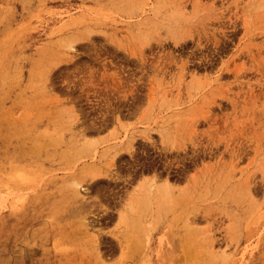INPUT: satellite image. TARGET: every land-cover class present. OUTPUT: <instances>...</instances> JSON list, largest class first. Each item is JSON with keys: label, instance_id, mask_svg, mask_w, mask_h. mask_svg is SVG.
Listing matches in <instances>:
<instances>
[{"label": "rangeland", "instance_id": "rangeland-1", "mask_svg": "<svg viewBox=\"0 0 264 264\" xmlns=\"http://www.w3.org/2000/svg\"><path fill=\"white\" fill-rule=\"evenodd\" d=\"M154 27L160 30L146 33L147 30H155ZM165 28L167 30L164 32ZM173 30L179 33H172ZM218 32L223 37L218 38ZM146 34L152 35L153 39L145 38ZM174 34L176 36L173 37ZM176 37H187L191 42L181 49L172 44ZM190 38L195 39L194 44ZM216 38L219 42L224 40V44L220 42L218 47ZM163 39L168 42L159 46V41ZM218 48L225 49V53L221 49L219 53ZM169 52L179 56L178 59L182 58V62L186 61L185 58L195 62H191L189 68L197 69L201 80L193 82L190 73L180 78L178 70L184 62L181 63L179 59L181 64L173 62L170 76L165 79L166 82L161 81L159 66L162 62L164 64L161 66L169 63L166 56ZM262 52L264 0H0V264H264ZM259 53L263 54L261 58L257 57ZM252 59L253 62H249ZM209 60L211 64L207 63ZM224 64L226 67H223ZM115 71L121 74L116 72L117 75ZM174 72L176 79L171 84ZM113 75L121 78V85L109 87L113 86L110 78L115 81ZM191 78L192 84L188 85ZM123 81L128 84L123 85ZM200 84L202 87H199ZM190 86L194 88V94ZM184 87L189 90L185 91ZM225 90H228V95ZM73 123L75 126L78 123L73 130H80V133L72 132V127H75ZM185 124L186 127H193L186 129ZM222 131L226 132L222 134ZM70 133L75 135L70 136ZM240 133L246 134L239 136ZM165 134L170 137L167 138ZM213 135L220 142L218 146L210 141ZM136 139L138 142L135 144ZM130 141L137 149L136 155L129 153ZM185 142L188 145L182 150L181 145ZM109 146L113 149L119 147L113 152L112 148L108 149ZM146 148L151 149L152 153L149 154ZM104 152L108 157L103 156ZM120 152L127 155L122 158ZM238 152L243 153L240 159L237 157L242 153ZM115 153L120 155L115 156ZM138 153L142 155L141 161ZM113 161L118 164L111 165ZM119 164L127 168L120 171ZM82 166L86 168L85 171ZM98 167L103 168L104 172ZM153 169H156L154 175ZM131 171L133 174L127 173ZM96 172L98 176L101 173L109 175L107 178L101 175L100 179L95 177ZM138 172L142 175H138ZM156 174L161 178L156 180L158 183L153 181ZM113 175L119 178L115 180ZM122 176L125 177L123 181ZM95 179L103 181L104 186L101 182L96 183L98 180ZM168 179L175 189L169 187L164 191L168 187L165 186L163 193L159 184L165 180V185ZM118 180L121 181L119 185L125 186L124 189L117 185ZM40 181H43L42 184ZM80 181L83 184H79ZM151 181L156 184L154 187H158V192L149 188ZM235 181L237 184H234ZM90 182L92 186H89ZM171 189L175 191L174 194ZM108 190L109 193L106 192ZM116 190L122 193L119 194L121 199L117 194L120 192ZM249 190L254 193L250 194ZM84 191L90 193L89 197L95 200L93 203L87 202L89 193ZM77 192L78 195L82 192V196L85 193L82 200L79 195L81 201L71 196L76 194L77 197ZM121 195L127 198L122 199ZM105 197L111 199L107 201ZM150 200L153 203L150 204ZM102 202L106 209L102 207ZM76 203L84 204L88 210L83 211L89 213H77L79 209ZM91 203H95V206L98 204L97 208ZM73 204L77 214L72 211L75 209ZM171 205L175 210H171ZM128 206L138 215L136 211H129ZM65 209H70L74 216L71 217ZM125 211L129 212L130 217ZM61 213H64V217ZM85 216L92 219H87L91 222L86 220L91 226L87 224V229L93 230L82 229L86 225L83 221ZM131 217L140 218L146 228H134L137 223L131 222ZM89 234L92 239L94 236L93 241L91 238L87 240ZM90 241H95V250Z\"/></svg>", "mask_w": 264, "mask_h": 264}, {"label": "bare ground", "instance_id": "bare-ground-1", "mask_svg": "<svg viewBox=\"0 0 264 264\" xmlns=\"http://www.w3.org/2000/svg\"><path fill=\"white\" fill-rule=\"evenodd\" d=\"M176 1H177V0H176ZM188 1H189V0H188ZM177 3H178V2H177ZM192 4H193V3H192ZM152 5H153V3H152ZM174 8H175V7H174ZM190 11H191V10H190ZM146 12H147V11H146ZM187 14H189V13H187ZM213 15H214V14H213ZM218 15L221 16V14H218ZM214 16H215V15H214ZM220 16H219V17H220ZM210 17H211V16H210ZM154 18H155V17H154ZM220 18H221V17H220ZM209 19H210V18H209ZM244 19H245V18H244ZM152 20H153V18H152ZM156 20H157V19H156ZM159 21H160V20H159ZM171 21H172V20H171ZM244 21L246 22V19H245ZM219 23H220V22H219ZM221 23H222V22H221ZM246 23H247V22H246ZM175 24H176V23H175ZM177 24H178V23H177ZM226 24H227V23H225V28H224V29H226ZM178 25H179V24H178ZM183 25H184V24H183ZM183 25H182V26H183ZM235 25H236V24H235ZM161 26H162V25H161ZM176 26H177V25H176ZM223 26H224V25H223ZM210 27H211V26H210ZM154 28H155V30H153V29L150 30V31L147 30L146 33H150V32H153V31H156V32H157L158 30H160L159 28H156V27H154ZM203 28H204V27H203ZM219 28H220V25H219ZM219 28H218V29H219ZM237 28H238V27H237ZM204 29H206V28H204ZM207 29L209 30V27H208ZM207 29H206V30H207ZM139 30H140V29H139ZM161 30H163V29H161ZM165 30H167V28L164 29V32H165ZM192 30H193V29H192ZM211 30H212V29H210L209 31H211ZM246 30H247V29H245V33L247 32ZM248 30H250V29H248ZM180 31H181V29H180ZM194 31H196V30L194 29ZM203 31H204V30H203ZM203 31H202V32H203ZM213 31H214V30H213ZM160 32H161V31H160ZM196 32H197V31H196ZM214 32L216 33V31H214ZM214 32H213V34H214ZM172 33L178 34L179 32H178L177 30H173ZM187 33H188V32H187ZM203 33H204V32H203ZM203 33H202V34H203ZM211 33H212V32H210L209 34H211ZM225 33H226V31H225ZM162 34H163V31H162ZM175 34L173 35V37L176 36ZM218 34H219V32L216 34L217 37L219 36ZM246 34H247V33H246ZM165 35H167V33H166ZM188 35H190V34H188ZM188 35H187V36H188ZM204 35H206V34L204 33ZM221 35H222V36H219V37H223V34H221ZM247 35H248V34H247ZM252 35H253V34H252ZM198 36H199V35H198ZM198 36H197V40L199 41ZM228 36H229V35H228ZM228 36H227V37H228ZM253 36H254V35H253ZM144 37L147 38V39H151V38H152V35H147V34H146ZM169 37H170V36H169ZM210 37H211V35H210ZM219 37H218V38H219ZM224 37L226 38V36H224ZM245 37H246V36H245ZM249 37H250V36H249ZM176 38H177V37H176ZM205 38H206V36L202 38V41H203V39H205ZM208 38H209V37H208ZM208 38H207V40H208ZM211 38H215V37H211ZM211 38H210V40H211ZM225 38H224V39H225ZM228 38H229V37H228ZM152 39H153V38H152ZM152 39H151V40H152ZM168 39H170V38H168ZM221 39H222V38H221ZM248 39H250V38H248ZM171 40H172V39H171ZM189 40H192V41H193L192 43L194 44V40H195V39L193 40V38H190ZM214 40H215V39H214ZM214 40H213V41H214ZM222 40H223V39H222ZM225 40H226V39H225ZM211 41H212V40H211ZM211 41H210V42H211ZM226 41H227V40H226ZM148 42H149V41H148ZM152 42H153V41H152ZM164 42H165V43H164ZM167 42H168L167 39L160 40V41H159V46H160V45H165ZM187 42H189L188 39H187V37H186V38H180V39L177 38V39H175V40L172 42V44H174L176 47H180L181 49H183L184 47L187 46ZM190 42H191V41H190ZM190 42H189V43H190ZM208 42H209V40H208ZM208 42H207V43H208ZM215 42L217 43V46L220 47L218 44L221 45V43H223L224 40H223L222 42H221V40H220V42H221V43H220L219 40L216 38V41H215ZM192 43H191V44H192ZM203 43H204V42H203ZM226 43H227V42H226ZM240 43H241V41H240ZM243 43H245V42H243ZM144 44H146V42H145ZM147 44H148V43H147ZM172 44H170L171 47H173ZM196 44H197V43H196ZM204 44H205V43H204ZM208 44H209V43H208ZM208 44H207V45H208ZM211 44L214 46L215 43L212 42ZM223 44H224V43H223ZM205 45H206V44H205ZM149 46H151V44H150ZM153 46H154V45H153ZM157 46H158V45H157ZM195 46H196V45H195ZM195 46H194V47H195ZM197 46H198V45H197ZM208 46H209V45H208ZM217 46H215L216 49H217ZM223 46H224V45H222V48H223ZM226 46H227V45H226ZM73 47H74V46H72L71 48H73ZM154 47H156V46H154ZM176 47H174V49H175ZM199 47H200V46H199ZM202 47H203V46H202ZM244 47H245V46H244ZM74 48H75V47H74ZM166 48H167V47H166ZM190 48H191V46H190ZM195 48H196V47H195ZM211 48H212V47H211ZM242 48H243V47H242ZM155 49H156V48H155ZM157 49H158V48H157ZM161 49H163V48H161ZM178 49H179V48H178ZM187 49H189V48H187ZM193 49H194V48H193ZM200 49H201V48H200ZM205 49H207V48H205ZM212 49H213V48H212ZM220 49H221V48H220ZM220 49L218 48L219 53H221V52H223V51L225 50V49H221L222 51L220 52ZM226 49H227V48H226ZM73 50H74V49H73ZM159 50H160V49H158V51H159ZM164 50H165V49H164ZM166 50H167V49H166ZM175 50H176V49H175ZM191 50H192V49H191ZM208 50H211V49H208ZM208 50H207V51H208ZM214 50H215V49H214ZM214 50H213V51H214ZM146 51H147V50H146ZM153 51H154V50H153ZM158 51L156 50V52H158ZM160 51L163 53V50H160ZM167 51H168V50H167ZM178 51H179V50H178ZM182 51H183V50H182ZM182 51H181V52H182ZM188 51H189V50H188ZM237 51H238V50H237ZM240 51H241V50H240ZM240 51H239V52H240ZM192 52H193V51H192ZM192 52H189V53L187 52V53H188V54H190V53L192 54ZM197 52H198V50H197ZM204 52H205V51H204ZM210 52H211V51H210ZM214 52H215V51H214ZM216 52H217V50H216ZM151 53H152V50H151ZM154 53H155V52H154ZM159 53H160V52H159ZM162 53H160V56H161ZM164 53L166 54V52H164ZM177 53H178V52H177ZM185 53H186V52H185ZM211 53H212V52H211ZM224 53H225V51H224ZM262 53H264V52H262ZM262 53H261V54L259 53L260 56H257V57H258V58H261V55H263ZM155 54H156V53H155ZM180 54H181V53H180ZM188 54H187V55H188ZM207 54H208V53H207ZM207 54H204V56L207 55ZM212 54H213V53H212ZM214 54H217V53H214ZM152 55H153V54H152ZM158 55H159V54H158ZM153 56H154V55H153ZM155 56H157V55H155ZM166 56H167V58H168V62H169V63H168V64H165V65H163V66H161L162 64H164V63L162 62V64H160V66H159V68H160L159 71L161 72L162 78H164V80L161 78V79H160L161 81H165V79H166L167 77L170 76V74H171V73H170V72H171V69H170L171 66H170V65H171V64H175V63H173V62H176V63H177L179 59L181 60V61L179 60L181 63L184 62V61L182 62V58H179V59H178L177 57H179V56L175 55V53H173V52H169ZM188 56H189V55H188ZM188 56H187V57H188ZM190 56L192 57L193 55H190ZM211 56H212V55H211ZM211 56H209V57H211ZM214 56H215V55H214ZM250 56H251V55H250ZM180 57H181V56H180ZM194 57H196V55H195ZM197 57H198V56H197ZM206 57H208V56H206ZM157 58L159 59L158 56H157ZM157 58H156L155 60H158ZM165 58H166V57H164V59H165ZM188 58H189V57H188ZM204 58H205V57H204ZM245 58H246V57H245ZM164 59H163V61H164ZM183 59H184V57H183ZM189 59H190V58H189ZM189 59L185 58L186 61L181 65L180 70H178V71H180V73H179V74H180V75H179L180 78H185V77L190 73V74L192 75L193 82H194L195 80H201V78H200V75H201V74H200V75L198 74L197 69H196V70L194 69L195 71L191 69V70L193 71V72L191 73V70H190V68H189V67H190V64H192V63L195 64V62H192V61H191V62H192V63H191ZM196 59H197V58H196ZM208 59H209V58H208ZM211 59H213V58H211ZM242 59H244V57H243ZM246 59H247V58H246ZM202 60H203V59H202ZM206 60H207V59H206ZM249 60H250V59H249ZM194 61H195V60H194ZM209 61H210V60H209ZM216 61H217V60H216ZM257 61H258V60H257ZM112 62L114 63V61H112ZM203 62H204V60H203ZM214 62H215V61H214ZM249 62H253V59H252V61H249ZM178 63H179V62H178ZM181 63H179V64H181ZM201 63H202V62H201ZM201 63H199V64H201ZM207 63H210V64H211V61H210V62H207ZM225 63H226V61H225ZM262 63H263V62H262ZM111 64H112V63H111ZM115 64H116V63H114V66H116ZM145 64H146V63H145ZM156 64H157V63H156ZM156 64H155V66H156ZM197 64H198V63H197ZM197 64H196V65H197ZM240 64H241V63H240ZM112 65H113V64H112ZM158 65H159V64H158ZM207 65H209V64H207ZM250 65H252V64H250ZM257 65H258V64H257ZM117 66H118V65H117ZM173 66H174V65H172V67H173ZM191 66H192V65H191ZM197 66H198V65H197ZM197 66H196V67L194 66V68H197ZM209 66H210V65H209ZM213 66H215V64H213ZM234 66H235V64H234ZM255 66H256V64H255ZM118 67H120V66H118ZM118 67H116V68H118ZM153 67H154V65H153ZM153 67H152V68H153ZM175 67H177V66H175ZM198 67H201V65H199ZM206 67H208V66H206ZM223 67H226L225 64H224ZM154 68H155V67H154ZM159 68H158V69H159ZM192 68H193V66H192ZM237 68L239 69L240 67H237ZM261 68H262V67H261ZM261 68H260V69H261ZM263 68H264V66H263ZM161 69H162L163 72L161 71ZM238 69H237V70H238ZM252 69H253V68H252ZM153 70H154V69H153ZM189 70H190V71H189ZM262 70H263V69H262ZM159 71H158V72H159ZM178 71H177V72H178ZM223 71H224V69H223ZM116 72H118V71H115L114 73H116ZM155 72H156V71H155ZM233 72H234V71H233ZM235 72H236V71H235ZM258 72H259V71H258ZM114 73H113V74H114ZM118 73H119V72H118ZM169 73H170V74H169ZM106 74H108V73H106ZM116 74H117V73H116ZM119 74H121V73H119ZM119 74H117V75H119ZM133 74H134V72H133ZM154 74H155V73H154ZM154 74H153V75H154ZM176 74H177V73H176ZM190 74H189V75H190ZM101 75H102V74H101ZM117 75H115L116 77L113 75V76H114L113 78H115V81H112L113 79L110 78V79H111V82H110V83L113 82V86L110 85L109 87H114L115 84H116L117 86H118V85H121V80H120L121 78H119V76H117ZM122 75H124V74L122 73ZM150 75H152V74H150ZM157 75H158V73H157ZM189 75H188V76H189ZM204 75H205V74H203V76H204ZM208 75H209V74H208ZM241 75H242V74H241ZM241 75H239V77H241ZM253 75H254V74H253ZM148 76H149V75H148ZM158 76H159V75H158ZM158 76H157V77H158ZM171 76H173V77H172L173 80H172V83H171V84H173V82H175L174 79H176V77H175V72H174L173 75H171ZM210 76H211V75H210ZM226 76H227V75H226ZM242 76H243V75H242ZM90 77H92V76H90ZM121 77H123V76H121ZM149 77H150V76H149ZM157 77H156V78H157ZM160 77H161V76H160ZM190 77H191V76H190ZM220 77H221V76H220ZM152 78H153V77H152ZM172 78H171V79H172ZM192 78H191L190 83H189V79H188V85H191V84H192ZM204 78H205V77H204ZM204 78H203V79H204ZM90 79H91V78H89V80H90ZM122 79H123V78H122ZM128 79H129V78H128ZM130 79H131V78H130ZM138 79H139V78H138ZM150 79H151V77H150ZM150 79L148 78V80H150ZM168 79H169V78H168ZM178 79H179V77H178ZM211 79H212V78H211ZM220 79H221V78H220ZM220 79H218L217 81H219ZM85 80H86V79H85ZM107 80H108V79H107ZM125 80H126V79H125ZM158 80H159V78H158ZM221 80H222V79H221ZM221 80H220V81H221ZM237 80H238V79H237ZM90 81H92V80H90ZM90 81H88V82H90ZM105 81H106V80H105ZM178 81H179V80H178ZM50 82H51V81H50ZM86 82H87V81H86ZM108 82H109V81H108ZM114 82H115V83H114ZM149 82H150V81H149ZM158 82H159V81H158ZM165 82H166V81H165ZM169 82H170V80H169ZM110 83H109V84H110ZM129 83H131V80H129ZM150 83H151V82H150ZM208 83H211V82H208ZM260 83H261V82H260ZM107 84H108V83H107ZM125 84L127 85L128 82L125 83ZM125 84H124V81H123V85H125ZM153 84H154V83H153ZM163 84H164V82H163ZM174 84H175V83H174ZM182 84H183V83H182ZM184 84H185V83H184ZM184 84H183V85H184ZM50 85H52V84L50 83ZM165 85H168V83H166ZM165 85H164V86H165ZM179 85H180V84H179ZM185 85H186V84H185ZM200 85H201V86H199V87H202V84H200ZM210 85H212V84H210ZM232 85H233V84H232ZM106 86H107V85H106ZM130 86L132 87L131 84H130ZM151 86H152V85H151ZM170 86H171V85H170ZM186 86H187V85H186ZM212 86H214V85H212ZM229 86H230V88H231V85H229ZM252 86H253V85H252ZM261 86H262V85H261ZM121 87H122V86H121ZM124 87H125V86H124ZM126 87H127V86H126ZM131 87H130V89H132ZM190 87H191V86H190ZM190 87H189V88H190ZM216 87H217V86H216ZM225 87H226V86H225ZM237 87H238V86H237ZM245 87H246V86H245ZM152 88H153V87H152ZM152 88H151V89H152ZM167 88H168V87H167ZM178 88H179V87H178ZM184 88H185V87H184ZM187 88H188V86H187ZM212 88H213V87H212ZM217 88H218V87H217ZM262 88H263V87H262ZM105 89H106V88H105ZM113 89H115V88H113ZM125 89H129V87H128V88H125ZM185 89H186V88H185ZM190 89H192V87H191ZM236 89H237V88H236ZM238 89H239V88H238ZM240 89H241V88H240ZM115 90H116V89H115ZM117 90H118V89H117ZM169 90H170V89H169ZM182 90H183V89H182ZM188 90H189V89H186L185 91H188ZM120 91H122V90H120ZM120 91H119V92H120ZM125 91H126V90H125ZM125 91H123V92H121V93H124ZM133 91H134V90H133ZM167 91H168V90H167ZM192 91H193L192 94H194V88L192 89ZM192 91H191V92H192ZM225 91H226V90H225ZM227 91H228V90H227ZM227 91H226V95H228V94H227ZM129 92H130V91H129ZM131 92H132V91H131ZM131 92H130V93H131ZM211 92H212V91H211ZM218 92H219V91H218ZM223 92H224V91H223ZM256 92H257V91H256ZM261 92H263V96H264V91L262 90ZM126 93H127V92H126ZM132 93H133V92H132ZM134 93H135V92H134ZM175 93H176V92H175ZM215 93H216V92H215ZM215 93H214V94H215ZM219 93H220V92H219ZM228 93H229V92H228ZM259 93H260V92H259ZM127 94H128V93H127ZM186 94H187V92H186ZM212 94H213V93H212ZM246 94H247V93H246ZM249 94H251V93L249 92ZM166 95H167V94H165V96H166ZM172 95H173V94H172ZM179 95H180V94H179ZM187 95H188V94H187ZM210 95H211V94H210ZM215 95H216V94H215ZM233 95H234V94H233ZM261 95H262V94H261ZM169 96H171V95H169ZM173 96L175 97V95H173ZM221 96H222V95H221ZM258 96H259V95H258ZM263 96H262V97H263ZM125 97H126V95H125ZM185 97L187 98V96H185ZM248 97H250V95H248ZM121 98H122V97H121ZM166 98L168 99V97H166ZM172 98H173V97H172ZM178 98H179V97H178ZM178 98H177V99H178ZM186 98H183V99H186ZM253 98H254V96H253ZM260 98H261V97H260ZM217 99H218V98H217ZM249 99H250V98H249ZM108 100H109V99H108ZM209 100H211V99L209 98ZM219 100H222V99H219ZM250 100H251V99H250ZM261 100H262V99H261ZM109 101H110V100H109ZM165 101H166V100H165ZM168 101H169V100H168ZM259 101H260V99H259ZM111 102H112V101H111ZM111 102H109V103H111ZM133 102H134V101H133ZM131 103H132V102H131ZM258 103H259V102H258ZM258 103H257V104H258ZM135 104H136V103H135ZM245 104H246V103H245ZM122 105H123V104H122ZM125 105H126V104H125ZM128 105H129V104H128ZM131 105H132V104H131ZM131 105H130V107H131ZM241 105H242V104L240 103V106H241ZM249 105H250V104H249ZM251 105H252V103H251ZM237 106H238V105H237ZM74 107H75V106H74ZM136 107H137V105H136ZM260 107H261V106H260ZM262 107H263V106H262ZM96 108H97V107H96ZM99 108H100V111H101V107H99ZM116 108H118V107H116ZM125 108H126V106H125ZM213 108H216V106L213 107ZM239 108H240V107H239ZM102 109H103V107H102ZM129 109H130V108H129ZM129 109H128V110H129ZM201 109H202V108H201ZM243 109H244V108H243ZM257 109H258V108H257ZM72 110H73V111H72ZM72 110H71L72 112H75L74 109H72ZM83 110H84V109H83ZM105 110H106V108H105ZM131 110H132V108H131ZM137 110H138V109H137ZM189 110H190V109H189ZM68 111H69V110H68ZM68 111H65V113H67ZM103 111H104V110H103ZM106 111L108 112V109H107ZM54 112H55V111H54ZM225 112H226V111H225ZM69 113H70V112H69ZM75 113H76V112H75ZM102 113H103V112H102ZM192 113H193V112H192ZM207 113H208V112H207ZM229 113H230V112H229ZM233 113H234V112H233ZM233 113H232V114H233ZM70 114H72V113H70ZM77 114H79V112H78ZM81 114H82V113H81ZM105 114H107V113H105ZM208 114H209V113H208ZM221 115H222V114H221ZM259 115H260V114H259ZM70 116H71V115H70ZM74 116H75V115H74ZM106 116H107V115H106ZM181 116H182V114H181ZM244 116H245V115H244ZM246 116H247V115H246ZM251 116H253V115H251ZM256 116H257V115H256ZM261 116H262V115H261ZM94 117H95V116H94ZM98 117H99V116H98ZM263 117H264V116H263ZM263 117H262V118H263ZM92 118H93V117H92ZM45 119H46V118H45ZM73 119H74V118H73ZM258 119H260V118H258ZM93 120H94V118L92 119V121H93ZM98 120H99V119H98ZM104 120H105V119H104ZM108 120H109V119H108ZM222 120H223V119H222ZM222 120H221V121H222ZM229 120H230V119H229ZM231 120H232V119H231ZM245 120H246V119H245ZM43 121H44V120H43ZM79 121H80V120H78V122H79ZM95 121H96V119H95ZM196 121H197V120H196ZM223 121H224V120H223ZM223 121H222V123H223ZM257 121H259V120H257ZM260 121H261V120H260ZM41 122H42V121H41ZM102 122H103V121H101V123H102ZM106 122L108 123V121H106ZM120 122H121V121H120ZM194 122H195V121H194ZM212 122H213V121H212ZM9 123H11V122H9ZM118 123H119V122H118ZM257 123H258V122H257ZM12 124H13V123H12ZM14 124H15V123H14ZM81 124H82V123H81ZM86 124H87V122H86ZM95 124H96V123H95ZM122 124H125V123H122ZM126 124H127V123H126ZM178 124H179V123H178ZM216 124H217V123H216ZM216 124H215V125H216ZM73 125L75 126V123H73ZM73 125H72V126H73ZM77 125H78V123L76 124V126H77ZM79 125H80V124H79ZM118 125H119V124H118ZM180 125H181V122H180ZM190 125H191V124H190ZM69 126H70V125H69ZM76 126H75V127H72V132H76V131L73 130V128H77ZM81 126H82V125H81ZM102 126H103V124H102ZM106 126H107V124H106ZM122 126H124V125H122ZM127 126H128V125H127ZM98 127H99V125H98ZM107 127H108V126H107ZM185 127H186V124H185ZM188 127H191V126H188ZM188 127H186V129H187ZM192 127H193V126H192ZM192 127H191V128H192ZM246 127H247V126H246ZM82 128H84V127L82 126ZM86 128H87V126H86ZM123 128H124V127H123ZM125 128H128V127H126V125H125ZM221 128L223 129L224 127H221ZM79 129H80V128H79ZM103 129H104V127H103ZM105 129H106V127H105ZM117 129H118V128H117ZM147 129H148V128H147ZM149 129H151V127H149ZM149 129H148V130H149ZM177 129H178V128H177ZM225 129H226V128H224L223 130H225ZM76 130L78 131V129H76ZM82 130H83V129H82ZM123 130H126V129H123ZM139 130H140V129H139ZM144 130H145V129H144ZM188 130H189V129H188ZM213 130H214V132H215V129H214V128H213ZM226 130H227V129H226ZM235 130H236V129H235ZM142 131H143V130H142ZM146 131H147V130H146ZM178 131H179V130H178ZM190 131H191V129H190ZM195 131H196V130H195V128H194V132H195ZM118 132H119V131H118ZM136 132H137V131H136ZM149 132H150V131H149ZM149 132H148V133H149ZM165 132H166V131H165ZM188 132H189V131H188ZM225 132H226V131H224V132L222 131V134L225 133ZM227 132H228V130H227ZM242 132H243V131H242ZM246 132H248V131H246ZM77 133H80V130H79L78 132H76L75 134H77ZM119 133H120V132H119ZM133 133H134V132H133ZM139 133H140V132H139ZM75 134H71V133H70V136H71V135H75ZM115 134H116V132H115ZM134 134H135V133H134ZM182 134H183V133H182ZM245 134H246V133H245ZM245 134H241V133H240L239 136H241V135H245ZM132 135H133V134H132ZM149 135H151V134H149ZM165 135H166V134H165ZM86 136H87V135H86ZM86 136H85V137H86ZM130 136H131V135H130ZM151 136H152V135H151ZM166 136H167V138H168V136L170 137V135H166ZM217 136H218V135H217ZM85 137H84V138H85ZM191 137L193 138V135H192ZM75 138H76V137H75ZM115 138H116V137H115ZM125 138H126V137H125ZM147 138H148V137H147ZM235 138H236V136H235ZM171 139H172V138H171ZM182 139H183V138H182ZM127 140L129 141V139H127ZM134 140H135V139H134ZM143 140H144V139H143ZM151 140H152V138H151ZM151 140H150V141H151ZM191 140H194V139H191ZM208 140H209V139H208ZM236 140H237V138H236ZM121 141H122V140H121ZM172 141H173V139H172ZM184 141H185V140H184ZM210 141H211V143H212L213 145L218 146L217 143H218L219 141L215 138L214 135L210 138ZM96 142H97V141H96ZM118 142H119V141H118ZM124 142H126V141H124ZM124 142H123V143H124ZM130 142H131V141H130ZM134 142H135V144H136V142H138L137 139H136V141H134ZM145 142H146V141H145ZM151 142H153V141H151ZM207 142H208V141H207ZM229 142H230V141H229ZM233 142H234V140H233ZM93 143H94V142H93ZM100 143H101V142H100ZM142 143H143V142H142ZM177 143L180 144L179 141H178ZM186 143H187V142H185V144L183 143V145H181V149H182V150H183V149H184V150L186 149V147H187V145H188V144L186 145ZM200 143H201V142H200ZM211 143H210V144H211ZM235 143H236V141H235ZM88 144H89V143H88ZM98 144H99V143H97L96 145H98ZM112 144H113V143H112ZM129 144H130V143H129ZM140 144H141V143H140ZM170 144H171V143H170ZM205 144H206V143H205ZM207 144H209V143H207ZM219 144H220V142H219ZM228 144H229V143H228ZM232 144H233V143H232ZM238 144H240V143H238ZM119 145H120V144H119ZM126 145H127V144H126ZM201 145H202V144H201ZM224 145H225V143H224ZM233 145H234V144H233ZM94 146H95V143H94ZM94 146H93V147H94ZM124 146H125V145H124ZM127 146H128V145H127ZM135 146H136V145H135ZM210 146H211V145H210ZM234 146H235V145H234ZM236 146H237V145H236ZM73 147H74V146H73ZM80 147H81V146H80ZM89 147H90V146H89ZM118 147H119V146H118ZM118 147H115L114 149H113V147H111V148H112V150H113V152H114V150L117 149ZM146 147H147V146H146ZM148 147H149V146H148ZM170 147H171V146H170ZM232 147H233V146H232ZM84 148H85L84 151H86V148H87V147L85 146ZM106 148H108V147H106ZM111 148H110V146H109L108 149H111ZM142 148H143V147H142ZM193 148H194V147H193ZM193 148H192V149H193ZM202 148H204V147L202 146ZM218 148H219V147H218ZM79 149H80V148H79ZM82 149H83V148H82ZM82 149H81V150H82ZM122 149H123V148H122ZM122 149H121V150H122ZM134 149H136V148L134 147L133 142H131L130 147H129V153L132 154V155H136L135 153L137 152V149H136V151H134ZM139 149H140V148H139ZM146 149H148V148H146ZM208 149H209V146H208ZM215 149L217 150V148L214 147V150H215ZM224 149H225V148H224ZM230 149H232V148H230ZM237 149H238V148H237ZM112 150H111V151H112ZM140 150H141V149H140ZM148 150H149V149H148ZM150 150H151V149H150ZM150 150H149V154H150V152H151ZM170 150H171V148H170ZM175 150H176V149H175ZM195 150H196V148L194 149V151H195ZM198 150H200V149H198ZM206 150H207V149H206ZM210 150H211V149H210ZM238 150H239V152H240V149H238ZM243 150H244V149H243ZM82 151H83V150H82ZM107 151H109V150H107ZM107 151H106V152H107ZM111 151L108 152L107 154H110ZM142 151H143V150H142ZM200 151H201V150H200ZM200 151H199V152H200ZM233 151H234V150H233ZM236 151H237V150H236ZM106 152H104V154H103L104 157H108L107 154H106V156H105V153H106ZM172 152H173V150H172ZM174 152H175V151H174ZM201 152H202V151H201ZM212 152H213V150H212ZM231 152H232V151H231ZM231 152H230V153H231ZM239 152H238V153H239ZM243 152H244V151H243ZM120 153H121V155H120ZM120 153H119V154H118V153H117V154L115 153V156H116V155H117V156L120 155V156L122 157V156H124V155H127V154H124L125 152H123V153L120 152ZM141 153H142V152H141ZM151 153H152V152H151ZM195 153H196V152H195ZM195 153H194V154H195ZM209 153H211V151H210ZM209 153H208V155H209ZM215 153H216V151H215ZM232 153H233V152H232ZM241 153H242V152H241ZM241 153H239V154H241ZM86 154H89V153H86ZM96 154H97V153H96ZM96 154H95V155H96ZM138 154H139V153H138ZM197 154H198V153H197ZM197 154H196V155H197ZM204 154H205V153H204ZM212 154H214V152H213ZM212 154H211V155H212ZM228 154H229V152H228ZM100 155H101V154H100ZM139 155H140V157H139V156H138V157H139V160H140L142 155H141V154H139ZM143 155H144V154H143ZM147 155H148V154H147ZM200 155H201V154H200ZM208 155H207V156H208ZM236 155H237V154H235V157H236ZM242 155H243V153H242L241 155H239L237 158L240 159V156H241V158H242ZM103 156H102V157H103ZM113 156H114V154H113ZM145 156H146V154H145ZM214 156H216V155H214ZM104 157H103L102 159H104ZM110 157H111V156H110ZM121 157H120V158H121ZM130 157H131V156H130ZM150 157H152V156H150ZM194 157H195V156H194ZM204 157H205V156H204ZM211 157H212V156H211ZM231 157H233V155H232ZM91 158H92V157H91ZM122 158H123V157H122ZM124 158H125V157H124ZM146 158H147V156H146ZM148 158H149V157H148ZM153 158H155V157H153ZM198 158H199V157H198ZM233 158H234V157H233ZM237 158H236V160H237ZM111 159H112V158H111ZM115 159L118 160V158H115ZM131 159H132V158H131ZM133 159H134V157H133ZM150 159H151V158H150ZM150 159H148V160H150ZM158 159H160V158H158ZM192 159H193V157H192ZM196 159H197V158H196ZM201 159H202V158H200V161H201ZM239 159H238V160H239ZM94 160H95V159H94ZM100 160H101V159H100ZM122 160H123V159H122ZM126 160H127V159H126ZM139 160H138V161H139ZM142 160H144V159L142 158ZM233 160H234V159H233ZM85 161H86V160H85ZM90 161H91V160H90ZM92 161H93V160H92ZM114 161H115V160H114ZM114 161L112 162L111 165H113L114 163L118 164L117 162H114ZM130 161H131V160H130ZM135 161L137 162V160H135ZM140 161H141V160H140ZM145 161H147V160H145ZM197 161H199V160H197ZM197 161H196V163H197ZM87 162H89V161H87ZM123 162H124V161H123ZM127 162L130 163L129 160H127ZM148 162H150V161H148ZM151 162H152V161H151ZM154 162H155V163H159V162H156V161H154ZM191 162H192V161H191ZM128 163H126V164L128 165ZM131 163H132V162H131ZM142 163H145V162H142ZM194 163H195V162H193V164H194ZM201 163H202V162H201ZM205 163H206V162H205ZM18 164H19V163H18ZM85 164H86V163H85ZM87 164H89V163H87ZM133 164H135V162H134ZM148 164H149V163H148ZM198 164H199V163H198ZM92 165H93V164H91V166H92ZM140 165H141V164H140ZM149 165H150V164H149ZM95 166H96V164L94 165V167H95ZM119 166H121V164H119ZM133 166H134V165H133ZM135 166H136V165H135ZM135 166H134V167H135ZM144 166H145V165H144ZM151 166H152V165H151ZM154 166H155V165H154ZM156 166H157V165H156ZM156 166H155V167H156ZM82 167H83V166H82ZM87 167H88V165H86V168H87ZM114 167H117V166H114ZM138 167H139V166H138ZM138 167H137V168H138ZM146 167H148L147 164H146ZM86 168L84 169V167H83L84 171L86 170ZM89 168H90V167H89ZM96 168H97V166L95 167V169H96ZM98 168H100L101 171L104 172V171H103V168H101V167H98ZM120 168H121V169H120ZM120 168H119V169H120V171H121L122 169L127 168V166L124 167V168L121 166ZM131 168H132V167H131ZM137 168H136L135 170H137ZM152 168H153V167H152ZM152 168H150V169H152ZM159 168H160V167H159ZM78 169H79V168H78ZM100 169H99V170H100ZM116 169H117V168H116ZM133 169H134V168H133ZM150 169H149V170H150ZM89 170H90V169H89ZM106 170H107V169H106ZM108 170H109V169H108ZM117 170H118V169H117ZM127 170H130V169H127ZM127 170H126V171H127ZM138 170H139V169H138ZM141 170H143L142 167H141ZM149 170H148V171H149ZM153 170H154V169H153ZM153 170H152V171H153ZM184 170L186 171V168H185ZM101 171H100V172H101ZM120 171H118V173H119ZM122 171H123V170H122ZM150 171H151V170H150ZM155 171H156V169L154 170L153 175H154ZM161 171H162V170H161ZM11 172H12V171H11ZM73 172H75V170H74ZM100 172H99V173H100ZM105 172H106V171H105ZM132 172H133V171H131V172H127V173L130 174V173H132ZM135 172H136V171H134V174H135ZM163 172H164V171H163ZM75 173L77 174V172H75ZM84 173H85V172H84ZM90 173H91V172H90ZM90 173H88L87 175H89ZM97 173H98V172H96V174H97ZM121 173H122V172H121ZM138 173H139V172H138ZM140 173H141V172H140ZM140 173H139L138 175H142V173H141V174H140ZM148 173H149V172H148ZM151 173H152V172H151ZM181 173H182V172H181ZM18 174H19V173H18ZM73 174H74V173H73ZM78 174H79V173H78ZM107 174H108V172H107ZM107 174H106V175H107ZM132 174H133V173H132ZM85 175H86V174H85ZM98 175H99V174H97L95 177H100V179H101V175H102L103 177H106V178H107V176H108L109 174H108L107 176H104L105 173H104V175H103V173H101L100 176H98ZM116 175H117V173H116ZM121 175H124V174L122 173ZM125 175H126V179H127V174L125 173ZM138 175H137V176H138ZM163 175H164V174H163ZM182 175H183V174H182ZM228 175H229V174H228ZM68 176H69V175H68ZM71 176H72V175H71ZM78 176H79V175H78ZM110 176H111V175H110ZM110 176H109V177H110ZM113 176H115V175H113ZM119 176H120V175H119ZM128 176H129V175H128ZM137 176H136V177H137ZM184 176H186V175L184 174ZM115 177H116L115 180H116L117 178H119L118 176H115ZM122 177H123V176H122ZM131 177H132L131 180H133V179H134L133 176H131ZM136 177H135V179H136ZM139 177H141V176H139ZM169 177H170V176H169ZM27 178H28V177H26V179H27ZM75 178H76V177H75ZM75 178H74V179H75ZM84 178H85V177H84ZM124 178H125V177L122 178V181L125 180ZM146 178H147V177H146ZM162 178H163V177H162ZM85 179H86V178H85ZM104 179H105V178H104ZM110 179H112L111 182H113V178L111 177ZM128 179H129V178H128ZM137 179H138V178H137ZM137 179H136V180H137ZM142 179H143V178H142ZM150 179H152V178H149V180H150ZM163 179H165V178H163ZM163 179H162V180H163ZM245 179H246V178H245ZM245 179H244V180H245ZM248 179H249V178H248ZM248 179H247V180H248ZM65 180H66V179H65ZM95 180H96V179H95ZM97 180H98V182H96V183L101 182V181H99V179H97ZM97 180H96V181H97ZM115 180H114V181H115ZM119 180H120V179H119ZM119 180H118V181H119ZM144 180H145V179H144ZM156 180H161L160 176L157 175V174H156V176H155V178H154V180H153L154 183H155ZM188 180H189V179H188ZM224 180H225V179H223V183H224ZM28 181H29V180H28ZM82 181H83V179H82ZM82 181H80L81 183L79 182V184H83ZM90 181L92 182V180H90ZM93 181H94V180H93ZM109 181H110V180H109ZM153 181H151V183H152ZM226 181H228V178L225 180V182H226ZM249 181H250V179H249ZM249 181H247V182H249ZM251 181H252V180H251ZM255 181H256V180H255ZM40 182H41V184H42L43 181H40ZM73 182H74V181H73ZM91 182H90V184H91ZM133 182H134V181H133ZM143 182H144V181H143ZM147 182H148V179H147ZM156 182H157V181H156ZM160 182H162V181H160ZM160 182H159V183H160ZM164 182H165V180H164ZM164 182L161 183L162 185L159 184V185H160V188L162 187V188H161V189H162L161 191H162L163 193H165L164 191H166V188L169 189V187H170V188H172V189H173V188L175 189L174 185L171 184L172 182H170L169 179H168V181L166 180L165 185H164ZM235 182H236V183H234V184H237V181H235ZM75 183H76V182H75ZM77 183H78V181H77ZM77 183H76V184H77ZM101 183H103V181H102ZM105 183H106V182H105ZM114 183H116V181H115ZM119 183H121V181H119L117 185H119ZM124 183H125V182H124ZM131 183H132V182H131ZM154 183H152L153 185L151 184V185L149 186V188H150V189H155V192H158V191H156V188L158 189V187H157V186L154 187V186L156 185V184H154ZM157 183H158V182H157ZM174 183H175V182H174ZM219 183H220V182H219ZM221 183H222V181H221ZM221 183H220V184H221ZM243 183H244V182H243ZM245 183H246V182H245ZM250 183H251V182H250ZM62 184H63V183H62ZM69 184H70V183H69ZM90 184H89V186H92V184H91V185H90ZM106 184H108V181H107ZM127 184H129V183H127ZM149 184H150V182H149ZM239 184H240V183H238V185H239ZM241 184H242V183H241ZM102 185L104 186V183H103ZM110 185H111V184H110ZM117 185H116V186H117ZM157 185H158V184H157ZM245 185H247V184H245ZM245 185L243 184V186H245ZM48 186H49V185H48ZM62 186H63V185H62ZM74 186H78V185H74ZM119 186H120V188H123V189H124V187H125V186L122 187L123 185H121V184H120ZM129 186H130V185H129ZM165 186H168V187H165ZM176 186H177V184H176ZM239 186H240V185H239ZM239 186H238V187H239ZM40 187H41V186H40ZM63 187H64V186H63ZM65 187H66V186H65ZM71 187H72V186H71ZM71 187H70V188H71ZM82 187L85 188V189H87L86 187H84V185H83ZM113 187H114V186H113ZM113 187H112V189H113ZM127 187H128V186H127ZM127 187H126V189H128ZM164 187H165V190L163 191V188H164ZM236 187H237V186H236ZM236 187H235V188H236ZM38 188H39V187H38ZM47 188H48V187H47ZM80 188H81V187H80ZM105 188H106V187H105ZM107 188H108V187H107ZM116 188H117V187H116ZM120 188H119V190H120ZM145 188H146V187H145ZM145 188H144V189H145ZM26 189H27V188H26ZM28 189H29V188H28ZM60 189H62V188L60 187ZM85 189H84V190H85ZM109 189H110V187H109ZM126 189H125V190H126ZM132 189H133V188H132ZM172 189H171V190H172ZM174 189H173V190H174ZM248 189H250V187L247 188V190H248ZM251 189H252V188H251ZM53 190H54V189H53ZM57 190H58V189H57ZM66 190H67V189H66ZM73 190H74V188H73ZM80 190H81V189H80ZM88 190H89V189H88ZM100 190H104L103 187H102V188L100 187ZM106 190H107V189H106ZM119 190H116V191L118 192ZM121 190H122V189H121ZM133 190H134V189H133ZM135 190H136V189H135ZM135 190H134V191H135ZM147 190H149V189L147 188ZM171 190H170V191H171ZM173 190H172V192H173ZM253 190H255V189H253ZM42 191H43V190H42ZM55 191H56V190H55ZM77 191H78V190H77ZM113 191H114V190H113ZM134 191H131V192H134ZM152 191H153V190H152ZM250 191H251V192H250ZM53 192H54V191H53ZM53 192H51V193H53ZM82 192H83V191H82ZM82 192H80V193H82ZM84 192H85L86 194L89 193L88 191H87V192L84 191ZM90 192H92L91 189H90ZM98 192H99V191H98ZM104 192H105V190H104ZM106 192L109 193V190L106 191ZM119 192H120V191H119ZM136 192H137V191H136ZM136 192H134V193H136ZM147 192H148V191H147ZM172 192H171V193H172ZM174 192H175V191H174ZM174 192H173L172 194H174ZM176 192H178V191H176ZM252 192L254 193V191L249 190V193H250V194H252ZM47 193H48V192H47ZM60 193H61V192H60ZM67 193H68V192H67ZM75 193H76V191H75ZM80 193H79V195H80ZM85 193H83V196L80 195L81 197L78 195V192H77V197H76V194H73V195H71V196H73L75 199H76V198L79 199V197H80L81 200H82L83 197H84V194H85ZM112 193H113V192H112ZM114 193H115V192H114ZM129 193H130V191H129ZM148 193H150V191H149ZM151 193L153 194V192H151ZM171 193H169V194H171ZM179 193H180V191H179ZM57 194H59V193H57ZM62 194H63V193H62ZM103 194H106V193H103ZM103 194H102V197L104 196ZM110 194H111V193H110ZM117 194H118V196L120 197L119 194H122V193L120 192V193H117ZM125 194H126V193H124V195H125ZM155 194H160V193H155ZM177 194H178V193H176V195H177ZM180 194H181V193H180ZM244 194L246 195V193H244ZM50 195H51V194H50ZM53 195H54V193H53ZM89 195H90V193L87 195L88 198H89V201H87V202H89V203L92 202V203H93V201H95V200H94V199L92 200V199L90 198L91 196L89 197ZM98 195H101V193H99ZM98 195H97V196H98ZM124 195H123V196H124ZM134 195H135V194H134ZM146 195H147V194H146ZM176 195H175V197H176ZM40 196H41V195H40ZM42 196H43V195H42ZM59 196H60V195H59ZM67 196H68V195H67ZM69 196H70V195H69ZM105 196H107V195H105ZM118 196H117V197H118ZM121 196H122V195H121ZM123 196H122V199H126V198H127V197L125 198V197H123ZM126 196H127V195H126ZM157 196H158V195H157ZM157 196H155V197H157ZM178 196H179V194H178ZM44 197H45V196H44ZM98 197L100 198V196H98ZM102 197H101L100 199H103V198H104V197H103V198H102ZM108 197H109V196H108ZM110 197H111V195H110ZM112 197H113V196H112ZM114 197H116V196H114ZM166 197H167V196H166ZM50 198H51V197H50ZM67 198H68V197H67ZM67 198H66V199H67ZM85 198L88 199L86 196H85ZM146 198L149 199L150 197H146ZM151 198H152V197H151ZM43 199H44L43 202H45V198H43ZM75 199H74V200H75ZM90 199H91L92 201H91ZM105 199H107V197H105ZM108 199H111V198H108ZM108 199H107V201H108ZM120 199H121V197H120ZM144 199H145V198H144ZM179 199H182V198H179ZM24 200H25V199H24ZM58 200H59V199H58ZM79 200H80V199H79ZM79 200H77V201H79ZM81 200H80V201H81ZM113 200H114V198H113ZM115 200H117V199H115ZM133 200H134V199H133ZM136 200H137V199H136ZM36 201H37V200H36ZM59 201H62V200H59ZM75 201H76V200H75ZM77 201H76V202H77ZM85 201H86V200H85ZM96 201H99V200L96 199ZM101 201H102V200H101ZM117 201H118V200H117ZM117 201H116V202H117ZM121 201H122V200H119V202H121ZM126 201H127V200H125V202H126ZM180 201H181V200H180ZM50 202H51V201H50ZM130 202H131V201H130ZM149 202H150V204H151V202L153 203V201H151V200H150ZM35 203H36V202H35ZM41 203H42V202H41ZM73 203H75V202L73 201ZM84 203H85V202H84ZM92 203H91V204H92ZM95 203H96V202H95ZM95 203H94V204H95ZM99 203H100V202H99ZM102 203H103V206H102V207L105 208L106 206H104V205H105L104 202H102ZM122 203H123V202H122ZM128 203H129V202H128ZM173 203H175V202L173 201ZM39 204H40V203H39ZM52 204H53V203H52ZM63 204H64V203H63ZM76 204H77L76 206L79 207V208L77 207V209H79V211L77 210V213L79 212L80 215H82L83 213H86V212H87L86 210H85L86 212L83 211L84 209H87V207H86L84 204H82V205L79 204L80 206L78 205V203H76ZM91 204H89V205H91ZM94 204H92V205H94ZM125 204H126V203H125ZM139 204H141V203H139ZM148 204H149V203H148ZM150 204H149V205H150ZM169 204H170V203H169ZM176 204H177V203H175V205H176ZM59 205H60V204H59ZM68 205H69V204H68ZM73 205H74V204H73ZM87 205H88V204H87ZM92 205H91V206H92ZM97 205H98V204H97ZM97 205H96V206L94 205V206L97 208ZM100 205H102V204H100ZM119 205H120V204H119ZM131 205H132V203H131ZM141 205H142V204H141ZM141 205H140V207L143 206V205H142V206H141ZM144 205H145V204H144ZM146 205H147V203H146ZM157 205H158V204H157ZM164 205H165V203H164ZM167 205H168V204H167ZM167 205H166V206H167ZM173 205H174V204H173ZM175 205H174L173 207L176 208ZM57 206H58V205H57ZM61 206H62V205H61ZM66 206H67V204H66ZM66 206H65V207H66ZM69 206H70V205H69ZM150 206H151V205H150ZM150 206H149V207H150ZM152 206H153V204H152ZM168 206H169V205H168ZM48 207H49V206H48ZM50 207H51V206H50ZM50 207H49V208H50ZM67 207H68V206H67ZM71 207H72V206H71ZM74 207H75V205H74ZM74 207H72V208H74ZM89 207H90V206H89ZM109 207H110V206H109ZM135 207H136V206H135ZM146 207H148V206H146ZM160 207H161V206H160ZM173 207H172V205H171V210L174 209ZM14 208H15V207H14ZM52 208H53V207H52ZM98 208H99V207H98ZM100 208H101V207H100ZM104 208H103V209H104ZM106 208H107V207H106ZM106 208H105V209H106ZM120 208H121V207H120ZM151 208H152V207H151ZM161 208H162V207H161ZM163 208H164V207H163ZM163 208H162V209H163ZM67 209H68V208H67ZM67 209H65V210H67ZM89 209H90V208H89ZM121 209H122V208H121ZM129 209H130V208H129V206H128V210H129ZM152 209H153V208H152ZM75 210H76V207H75V209H72V211H74L73 213L76 212ZM87 210H88V209H87ZM92 210H93V209H92ZM107 210H108V209H107ZM130 210H132V208H131ZM130 210H129V211H130ZM159 210H160V208H159ZM174 210H175V209H174ZM56 211H57V210H56ZM63 211H64V210H63ZM68 211H69V212H68ZM72 211H71V212H72ZM132 211L135 212L136 210L133 209ZM57 212H58V211H57ZM81 212H82V214H81ZM91 212H92V211H91ZM93 212H94V211H93ZM121 212H122V210H121ZM125 212H127V216L130 215V214H128V213H129L128 211H125ZM133 212H132V213H133ZM140 212H141V211H140ZM164 212H166V211H164ZM67 213H68V214H71V217H72V215L74 216V214L70 213V209L67 210ZM77 213H75V214H77ZM87 213H89V212H87ZM87 213H86V214H87ZM61 214H62L63 217H64V213H61ZM68 214H67V216H69ZM136 214H137V211H136ZM142 214L144 215V213H142ZM78 215H79V214H78ZM137 215H138V214H137ZM143 215H141V216H143ZM63 217H61V218H63ZM69 217H70V216H69ZM75 217H77V216H75ZM75 217H74V218H75ZM78 217H79V216H78ZM78 217H77V218H78ZM128 217H130V216H128ZM66 218H68V217H65L64 219H66ZM83 218H85V219H83ZM83 218H82L83 221L85 220L84 222H86L87 219H90V218H88V216H87V217L85 216V217H83ZM125 218H126V216H125ZM129 219H130L131 222H132V221H136L137 226H134V225H133V224H135V222H133V224H132V225L134 226V228H137L138 230H139V229H144V228H146L145 225H142V222H141V219H140V218H135V217L132 218V217H131V218H129ZM68 220H69V219H68ZM90 220H92V219H90ZM127 220H128V219H127ZM79 221H80V220H79ZM87 221H89V220H87ZM93 221H94V220H93ZM128 221H129V220H128ZM77 222H78V221H77ZM84 222H82V223L84 224ZM89 222H91V221H89ZM89 222H86V225H85L86 227H85V226H82V224L79 223V222H78V224L81 225V226L83 227V228L81 227L82 229H84V228L87 229V224L90 226ZM126 222H127V221H126ZM67 223L69 224V222H67ZM75 223H76V222H75ZM91 224H92V223H91ZM191 224H192L193 226L195 225L193 222H191ZM74 226H76V225L74 224ZM77 226H78V225H77ZM77 226H76V227H77ZM213 226H214V225H213ZM76 227H75V228H76ZM79 227H80V226H79ZM90 227H91V226H90ZM77 228H78V227H77ZM192 228H193V227H192ZM78 229H79V228H78ZM94 229H95V228H94ZM137 229H136V230H137ZM214 229H215V227H214ZM87 230L90 231V230H93V228H89V227H88ZM209 230H212V229H209ZM213 231H214V230H213ZM102 234H103V233H102ZM91 235H92V234H91ZM210 235H212V234H210ZM87 236H88V235H87ZM87 238H88V237H87ZM90 238H91V236H90V234H89V239H87V240H91V239H92V238H91V239H90ZM93 239H94V236H93ZM93 239H92V241H93ZM96 239H97V238H96ZM96 239H95V240H96ZM99 240H100V239L98 238L97 241H99ZM92 241H90V242H92ZM94 242H95V241H94ZM94 242H92V243L94 244ZM92 243H90V244H92ZM101 243H102V242H101ZM98 245H99V248H100V245H101L100 242L98 243ZM92 246H93L94 250H95V248H97V247L95 246V244L92 245ZM94 246H95V247H94ZM99 248H98V254H99L100 257H101L102 255H101V252H100V249H99ZM96 250H97V249H96ZM95 253H97V252H95Z\"/></svg>", "mask_w": 264, "mask_h": 264}]
</instances>
